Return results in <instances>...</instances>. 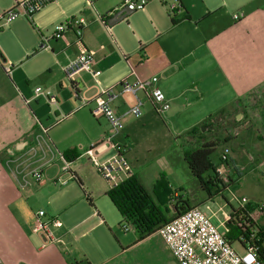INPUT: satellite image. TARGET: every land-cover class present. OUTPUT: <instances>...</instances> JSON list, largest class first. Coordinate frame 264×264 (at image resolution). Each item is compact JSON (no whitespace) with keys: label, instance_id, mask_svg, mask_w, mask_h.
<instances>
[{"label":"crops","instance_id":"crops-1","mask_svg":"<svg viewBox=\"0 0 264 264\" xmlns=\"http://www.w3.org/2000/svg\"><path fill=\"white\" fill-rule=\"evenodd\" d=\"M176 3L180 9L171 14L169 8ZM122 4L123 0H53L30 21L16 19L0 35L1 264H104L115 260L119 251L130 248L119 243V249L108 242L111 225L98 210L90 191L95 183L92 178L83 180L78 171L91 169L100 180L95 187L106 197L107 184L84 155L102 137L112 134L111 125L104 117L97 124L91 117V113L100 116L94 114L96 106L105 102L104 97H94L97 89H119L121 81L133 80L134 76L140 80L157 77L170 107L166 113L157 114L151 107H143V99L138 97L143 107L142 117L136 121L125 120L123 131L116 135V141L128 145L126 157L132 173L142 183L143 165L135 148L146 133L145 123L154 125V116L162 118L171 113L170 117H176L182 113L189 124L176 140L182 166L186 168L184 178H194L182 153L212 139L218 129L200 131L203 136H188L187 132L216 114L210 111L226 106L228 109L220 121L226 122V141L222 145L228 151V160L217 185L231 194L233 189H242L241 198L252 204L249 205L251 214L259 216L253 223L264 234V220L256 210L257 204L264 200V0H150L138 16L129 14L119 23L108 24ZM234 9L237 11L233 12ZM239 13L242 18L234 20L233 15ZM67 17L83 19L80 37L72 27L61 38H52L56 24ZM21 32L28 39L25 44L17 39ZM5 37L11 38L10 43ZM43 38L47 40L43 42ZM81 48L92 55L95 73L94 77L81 74L80 92L87 99L84 105L74 97L64 73ZM3 61L12 65L10 75L4 73ZM32 84L36 87L30 91ZM38 85L54 94L55 111L51 112L43 95L34 93L40 88ZM116 94L110 104L122 121L127 112L122 111L119 91ZM143 98L146 99L144 95ZM201 101L204 106L195 105ZM83 107L86 108L81 110ZM52 114L55 118L73 116L85 127V138L59 150V142L48 134L49 128L43 132L37 130L43 129L41 123L46 126L54 121ZM193 118L199 122L193 124ZM68 150L75 153L71 162L61 157ZM59 155L69 165L68 174L72 179L81 182L78 185L83 193L81 197L70 194L56 198L58 173L54 168L57 164L52 163ZM34 169L41 174L38 182L29 175ZM209 175L212 173L206 176ZM23 176L31 183L27 190L18 187ZM157 178L151 189H146L149 193ZM169 184L172 189H178ZM182 189L184 195L183 184ZM213 197L208 196V200ZM229 206V211L220 208L219 218L197 205L190 208L205 212L226 233L230 226L225 217H230L232 208H238ZM38 210L53 219L50 229L57 240L45 247L34 232L33 215ZM234 243L240 249L238 252H243L240 244Z\"/></svg>","mask_w":264,"mask_h":264},{"label":"built area","instance_id":"built-area-1","mask_svg":"<svg viewBox=\"0 0 264 264\" xmlns=\"http://www.w3.org/2000/svg\"><path fill=\"white\" fill-rule=\"evenodd\" d=\"M149 1L123 0L122 7H126L130 12H137L143 10ZM51 2L53 0H14L12 9L0 12V21L11 23L20 17H24L30 21L35 14ZM179 9L180 5L178 3L169 8L171 14ZM240 18H242V14L240 13L233 15L234 20H239ZM84 24L83 19L79 17L69 18L64 23L55 26L52 38H61L64 32L72 27L75 28L76 35L79 38ZM42 40L45 42L47 38H43ZM93 63L92 55L84 48H81L76 60L64 69L72 93L74 97L80 99L82 105L87 102V99L80 92V77L82 73H87L91 77L95 76L92 69ZM1 64L4 73L10 75L12 65L6 61L1 62ZM137 92L143 93L157 114H163L169 110V101L159 88L157 77L140 80L134 76L133 80L125 79L119 83V94L128 93L135 100V105L126 113L127 115H132L135 118H139L141 115V102L137 96ZM34 93L43 95L50 105H56L57 103L53 95H50L49 92H43L40 88L35 89ZM99 97H104L105 102L98 105L94 114L100 115L108 121L112 128V134L102 137L98 143L89 147L84 155L107 184L108 188L113 189L133 173L126 157L128 145L115 140L116 135L124 129L121 118L115 115L110 106V102L117 97V94L113 88L97 89L94 99ZM227 154L228 151L224 149L219 157L221 165L214 170L217 177L223 174L224 170L221 167L224 168L227 164ZM61 171L62 175L69 173V165L64 163ZM29 175H31L35 182H38L41 177L38 169L32 170ZM66 182L61 177H57L55 180V184L63 185ZM30 185V180L26 179V176H23L18 181V187L22 190H27ZM232 199L238 208H243L248 204L245 198L238 199L232 195ZM256 210L264 220V200L257 204ZM227 220H229V216L225 217V221ZM52 221L53 219L46 217L43 210H38L33 215L34 232L40 237L42 247L57 242L50 229ZM125 224V230L128 227L133 229L128 222H125ZM156 233L160 236L177 264H264L257 257L255 244H246L245 249L241 253L236 251L231 243L225 239L224 234L219 230L218 226L214 225L211 221L210 216L198 208L186 210L180 216L161 225ZM253 237H255V233L251 235V238Z\"/></svg>","mask_w":264,"mask_h":264},{"label":"rangeland","instance_id":"rangeland-1","mask_svg":"<svg viewBox=\"0 0 264 264\" xmlns=\"http://www.w3.org/2000/svg\"><path fill=\"white\" fill-rule=\"evenodd\" d=\"M0 1V3L3 4L0 5V12L8 11L14 6V0ZM234 11L237 10L234 9L233 12ZM139 14L140 11L131 13L130 16H138ZM67 18L69 19V17ZM67 18L62 20L61 23H64L65 20H68ZM17 20L27 21V19L24 17L17 18ZM9 24L11 23H5V21H0V35H3L2 32L6 31L9 28ZM58 24L60 23H57L56 25ZM28 27L31 31H33L30 25H28ZM48 35L50 34L48 33ZM10 39V37H5V40H7L9 43ZM13 39L15 40V37ZM17 39L24 44L28 42V39L23 32L20 33V36H18ZM1 45L2 41L0 40V46ZM38 86L41 88L42 91L44 90L42 86ZM35 87L36 84H32L31 87H29L30 91H33ZM118 91L119 89H115V92ZM51 94L54 95L52 92L50 93V95ZM163 94L165 95L164 92ZM137 95L138 97L143 99V107L146 105L151 107L149 101L144 99L141 93H138ZM165 96L167 98V95ZM119 98L122 100L120 101L123 104L122 111L125 113L128 112L135 105V100L128 93L121 95ZM47 105L49 106L51 112L53 110L55 111L57 108V103L56 105H50L47 103ZM195 105H199V107L204 106L203 101L198 102ZM110 106L112 107V103L110 104ZM143 107H141L140 109L141 115L139 118H135L132 115L128 114L122 118V123H124L125 120H139L143 114ZM85 108L86 107H83L81 108V110ZM224 108L227 107L219 106L216 107L213 111H210L209 113L215 114ZM191 109L192 108H190L188 111H191ZM172 110L174 111V109ZM26 111H28V107H26ZM168 115L169 116L165 117L161 116L162 118L154 116V125L152 123H145L146 133L137 142L135 150L138 152L140 163L143 165L140 172L142 183L145 185L147 190H150L151 184L155 180V178L158 177V174H163L169 180L172 186L178 188L179 186H181L180 188H182L183 184V188L185 189L184 197L188 200L189 205H197V207L201 210L208 212L209 214H212L214 212L217 218L221 217L222 213L220 208L229 211V205H231L232 207H236L237 205L233 201L232 195H235L238 199H240L244 195V192L242 191V189L236 188L233 189L234 191H232V193L234 194H231V191L224 189L221 190V195L217 194L215 197L212 198L211 201H209L207 193L200 187L197 180L190 176L184 178V175H187L185 172L186 168L184 169L182 166V158L179 153L180 149L177 145L178 141L176 140V137L182 136V133L187 130L185 126H187L189 122H187V117L184 116L182 113L176 117H170L171 113H169ZM91 117L94 119V122L96 124L97 122H101L104 120L102 116L96 117L92 113ZM51 119L52 121L54 120L51 124L48 123L45 126L44 123H41L40 127H42L43 129L38 127L37 130H41L43 132L45 130L47 131L49 128L48 134H52L51 136L53 140L59 142V150L62 148V146H65L66 144H73L75 141H81L85 138V132H87L85 127L83 125H79L73 116L62 115L60 117L55 118L52 114ZM197 120L198 119L193 118L191 122L194 124L199 122ZM56 122H58V124H55ZM53 124L55 125L53 126ZM137 124L142 123L137 122ZM217 126L218 133H216V135H221L224 137L226 135V122H219ZM152 131H155V133ZM224 147L225 145L219 146L214 152V154L211 156L210 160L215 168L221 165L219 161V156L223 152ZM52 164H57L54 170L55 172L57 171L58 177H61L66 181L68 180L67 184L65 183L63 185H57L56 188L58 191V195L56 196V198L69 196L70 194L73 196L81 197L83 193L78 187V184L72 179L71 175H69L68 173L62 175L61 166L64 164V161L60 158V155ZM221 168L222 170H224L223 167ZM78 173L83 180H85V178H92L93 182L95 183V186L99 185L100 180L94 175L91 169L82 168L78 171ZM95 186L93 185V187H90V191L92 192L94 199H96V206L101 213L106 215L107 221L111 225L112 233L109 234L110 238L108 239V242L114 243L119 249V243H121L123 246H130L128 250L119 251L120 253L115 258V260H109L104 264H177L172 255L165 247V244L163 243L162 239L158 234L148 236L145 239L139 241L137 233H135V231L131 227H128L127 230H125L124 227L126 226V224L122 220L120 214L114 208L110 200L107 197H103ZM233 246L237 251H240L236 243H234ZM108 251L111 252L109 247Z\"/></svg>","mask_w":264,"mask_h":264},{"label":"trees","instance_id":"trees-1","mask_svg":"<svg viewBox=\"0 0 264 264\" xmlns=\"http://www.w3.org/2000/svg\"><path fill=\"white\" fill-rule=\"evenodd\" d=\"M226 111L227 108H224L215 115L209 116L200 125L190 129L187 135L203 136L200 133V127L206 124H214L216 130ZM225 141V137L215 135L212 139L202 142L197 148L184 150L182 153L183 160L191 175L209 197L216 196L221 192L217 185L221 180L215 175V167L210 159L216 149ZM61 157L71 162L75 157V153H73V150H68ZM208 173H212V175L206 176ZM74 179L81 186V182L77 178ZM182 192V188L172 189L166 177L160 174L152 187L151 193H149L139 178L132 174L117 187L108 189L104 194L123 220L133 227L139 241H141L154 234L161 225L190 209L189 202ZM249 205L252 204L248 203L246 205L248 207L231 209L227 221V225L230 227L228 232L223 234L226 240L230 243L238 242L243 249L248 243L255 244L257 257L264 262V234L262 229L253 223L254 218L259 216L258 214H251L252 208ZM254 233L255 237L251 238Z\"/></svg>","mask_w":264,"mask_h":264},{"label":"water","instance_id":"water-1","mask_svg":"<svg viewBox=\"0 0 264 264\" xmlns=\"http://www.w3.org/2000/svg\"><path fill=\"white\" fill-rule=\"evenodd\" d=\"M132 12H130V11H128L127 9H126V7H121V8H119V9H117L113 14H112V16L110 17V19L108 20V24H114V23H119V22H121V21H123V19L127 16V15H129V14H131ZM215 129V126L214 125H203V126H201L200 127V131L201 132H206V131H208V130H214ZM14 149H16V148H14Z\"/></svg>","mask_w":264,"mask_h":264}]
</instances>
